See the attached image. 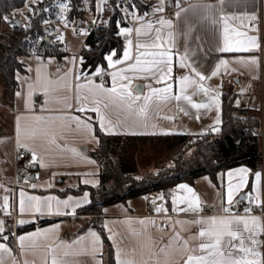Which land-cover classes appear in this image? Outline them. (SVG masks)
<instances>
[{"label": "crops", "instance_id": "obj_1", "mask_svg": "<svg viewBox=\"0 0 264 264\" xmlns=\"http://www.w3.org/2000/svg\"><path fill=\"white\" fill-rule=\"evenodd\" d=\"M177 3H179V8ZM203 5L214 6L209 19H204L205 9L198 7ZM148 7V10L143 12L134 9V14H131L130 17L126 16L125 19L123 27L133 29L130 37L133 42L130 62H135V43L137 42L135 28L143 27L149 21L153 22L154 28H160L161 26L156 21L162 17L172 22L171 29L164 28L162 29L163 33L167 34L168 31H172L175 34V45L171 47L172 73L169 79L159 82V74L155 71L127 73L131 78L129 91L132 93L135 110L138 112L139 108L145 104V97H148V107L144 116L129 115L123 109L115 107L108 110V118L113 124L118 120L121 121L111 133L101 130L96 113L91 111L95 105L91 98L87 101L84 99L87 95L86 89H81L80 100L77 101V84L83 85L88 80L97 84L101 83L100 79L80 74L78 58L85 41L73 55L64 51L66 54L61 57H44L32 54L21 59L23 71L15 74L17 88L10 101L12 105L11 123L8 131L0 133V221H3L4 228V231L0 233V244H4L10 251V254L0 253L4 256V264H12L13 260L16 261V264H25V262L27 264H51L53 258L63 260L64 264H107V246L101 235L91 228L92 216L80 212V209L88 203L75 208V202L83 200L85 193L88 194L87 199L90 202L87 188H96L99 184L98 163L89 156V152L98 143L94 133V123L108 135L172 134L173 112L178 102L175 100L176 79L184 75H191L190 69L181 68L177 59L178 56L184 55L186 47L189 50V60L194 62V66L206 77L205 82L219 85V88L225 86L230 91L246 89L257 94L258 101L260 100L258 74L260 64L264 62V0H223V4H221V0H170V3H165L163 6V12L154 11L151 5ZM182 9H187V11H181ZM146 12L148 15H145ZM177 12H180L179 17L176 15ZM252 14H255L256 17L254 21L249 19ZM213 19L216 21L215 23H213ZM225 23L228 26V35L231 41L243 39L244 37L236 35V33L242 32L246 36H255L258 47L248 51L220 52L218 49L223 46ZM189 26L192 31L186 43L182 34L188 32ZM253 26L255 30H253ZM155 35L156 33L153 31L150 37L142 35L139 40L141 43H151L155 39ZM120 37L122 38L121 51L118 55L113 56V60L121 59L123 56L126 37L124 35H120ZM141 51L145 50L141 49ZM148 51H155V49H148ZM73 58L75 59L73 60ZM251 58H255L256 63H249ZM220 60L227 61V65H222L217 70L216 65ZM128 63L109 67L105 60V68L102 70L108 73L120 71L126 68ZM38 68L40 69L41 85L47 86V95L43 87L38 88L29 98L26 107L27 81L37 80ZM213 71H216L217 74L212 75ZM17 74H19L20 80H17ZM77 75H79V80L76 78ZM108 76V84H104V86L111 88L113 86L112 79L110 75ZM58 77L59 82H57ZM128 83V80H118L116 86L119 90ZM136 84L142 86L140 93L133 90ZM167 84L172 85L171 92L168 94L170 98L165 99L163 92H152V89H163ZM189 89L192 90L193 87L190 85L187 90ZM17 91L21 92V97L15 95ZM36 95L42 97V102L35 100ZM136 97L139 99L136 100ZM81 107L85 108V111H79L78 109ZM101 108L103 111V105ZM38 117L41 119L38 120ZM58 117L69 119H55ZM17 118H19L21 129L20 147L17 145ZM77 120L81 122L79 127L76 123ZM84 123H87V129L82 126ZM261 131H263L262 123ZM42 132H46L47 135H41ZM6 141L9 142L8 145ZM24 145H27L28 149L34 150L46 166L41 167L38 161L31 162V154L12 172L13 152L24 149ZM240 168L248 170L244 174L245 183L243 185H240L241 175L236 172ZM22 169L29 171L28 181H24L28 183L19 186L17 181L23 180V178L18 175V172ZM9 170L11 171L10 176ZM229 172H232L231 177L228 175ZM179 184H187L195 193L199 200L196 212L187 210V201L181 202V199L178 198L179 191H183L177 187ZM179 184L174 186L178 188L175 195L177 198L175 211L173 210L174 195L172 191L168 200L160 191H155L99 207L96 217L112 248L114 264L117 261V251L121 252L122 259L133 260L136 264H153V260L150 259L151 253H156L157 257L163 261L165 257L160 253V249H167L170 242L173 251L170 252L168 259L179 261L182 264L183 259H186V254L182 250L175 251V249L179 248L185 240L188 241L189 248H197L202 239L197 235L201 225L184 222L209 221L211 218L219 220L233 216L258 219L259 233L256 239L262 259L264 218L255 214L256 210L264 211V161L262 157L261 167L257 170L239 165L218 171L214 176L200 175L194 178L191 183ZM237 185L240 186L236 187ZM229 186L234 189L231 204L228 202ZM253 186H255V190H253ZM80 187L84 188L80 189ZM21 191L24 192L25 199L29 196L41 198L40 212H36L34 206L30 207L26 203L24 211L21 213ZM184 193L186 194V192ZM5 197L8 198L6 210L4 208ZM48 197L54 198L50 201L51 213L48 210ZM64 201H69L68 206H65ZM147 205L149 209L146 208ZM236 205L241 207L244 215L231 214L232 208ZM204 206L207 207V215H204L202 211ZM157 207L161 208L160 212L155 211ZM224 208H228L229 212L225 213ZM68 209L76 211L82 216L77 219L63 217L64 211ZM180 209L185 210L181 211ZM245 209H250V211H245ZM148 213L170 214L171 216L166 218L164 228H151L146 216ZM12 214L18 216L15 238H12L11 229L6 227V223L11 221L9 216ZM20 221H24V223L21 224ZM139 221H146V223L140 224ZM203 227L209 228L211 225L205 224ZM240 227L247 243L249 233L243 232V225ZM37 230L40 235L24 240L22 250L19 237H28L29 234L36 233ZM90 232H95L99 237V243L95 245V253L92 251L93 238L90 236ZM81 237L85 239L82 240ZM193 237L195 238L193 239ZM203 239L207 240V238ZM194 254L200 253L197 250Z\"/></svg>", "mask_w": 264, "mask_h": 264}, {"label": "trees", "instance_id": "obj_2", "mask_svg": "<svg viewBox=\"0 0 264 264\" xmlns=\"http://www.w3.org/2000/svg\"><path fill=\"white\" fill-rule=\"evenodd\" d=\"M25 0H0V20L21 8ZM32 7L30 22L26 26H14L0 35V77L4 87V98L11 101L17 88L16 72L23 71L18 57L32 54L64 56L61 49L55 51L46 43L42 22L54 20L58 5L66 3L69 7V21L82 20L84 11L94 13L95 0H37ZM56 5V6H55ZM100 12L96 28L85 39L79 52L78 67L80 74L93 75L96 68H105V55L115 50L118 55L122 47V38L118 34L125 25V12L148 10V5L139 0H106ZM15 15V14H14ZM13 23V22H12ZM27 25V26H28ZM36 39H40L36 43ZM81 57L83 62L81 63ZM233 98L224 94L222 98V123L217 134H204L192 138L187 134L167 135H108L94 123L97 146L89 152L99 166V184L88 187L90 202L80 212L91 215L90 226L102 237L107 248V264H114L113 252L103 227L96 215L99 207L136 198L144 194L160 191L168 200L170 190L179 183H191L200 175L214 176L218 171L244 165L252 170L261 167L260 129L261 122L255 109L240 108L233 104ZM158 143L161 150L173 152L192 148L194 153L189 162H178L176 167L157 173H150L140 180L136 179L139 153L143 146ZM84 187H80L82 189Z\"/></svg>", "mask_w": 264, "mask_h": 264}, {"label": "snow or ice", "instance_id": "obj_3", "mask_svg": "<svg viewBox=\"0 0 264 264\" xmlns=\"http://www.w3.org/2000/svg\"><path fill=\"white\" fill-rule=\"evenodd\" d=\"M33 3H36L37 0H32ZM106 0H99L97 10L98 12L103 11V3H105ZM221 4H223V0H221ZM25 7H28L27 4H25ZM66 4H61L60 9L63 13L67 9ZM177 7L179 8V3H177ZM205 9V16L204 19H209L210 13L213 5H203L198 6ZM29 11H32L31 8H29ZM154 11L163 12V0H160V6L156 7ZM181 11H187V9H182ZM134 14L125 12V15ZM145 15H148L146 12ZM177 17L180 16V12L176 13ZM250 20L254 21L256 19L255 14H252L249 17ZM5 22H8V18L4 17ZM61 20H63V17H61ZM216 21L213 19V23ZM44 23H48V21H44ZM95 23V21H93ZM161 27L160 28H154L153 22L149 21L146 25L143 27H136L135 33L137 36V42L135 43V49H136V55H135V62L131 63L132 60V46L133 42L131 40V33L133 31L132 28L128 27H121L119 28V34L124 35L126 37V44L123 51V56L121 59L113 60V56L116 54L115 50L112 51L111 54L105 55V60L108 62L109 67H113L114 65L123 64L125 62H129L128 66L126 68L121 69L120 71H114L108 73V75L111 76L112 84L113 86L111 88H106L104 86L103 81L101 83L97 84L94 83L91 80H88L85 84H77V101L79 102L80 96L79 93L81 89L87 90V95H85L84 99L87 101L89 98H91L92 103L95 105L91 108V111L96 113L97 119L100 124V128L102 131L106 133H111L114 131L115 127L119 126L121 121H117L115 124L108 118V110L115 108L123 109L125 112H127L129 115H135V116H144L146 110H147V100L148 97H145V104L139 108V111L137 112L135 110L134 106V100L132 98V93L129 91V87L131 86V78L127 75V73H141V72H158V82L167 80L170 78L172 73V52L171 47L175 45V34L172 31H168L167 34H164L162 29L168 28L171 29L172 22L170 20H166L164 18H160L158 21H156ZM14 24V22H13ZM15 26V25H14ZM30 27V25L26 26ZM253 30H255L253 26ZM155 32V39L152 40L151 43L149 42H143L141 43L139 38L143 35L145 37H150L152 32ZM192 29L191 26H189L188 32L183 33L185 37V42L187 43V38L190 35ZM228 26L225 23L224 27V42L223 46L220 47L218 50L220 52H231V51H248L251 48H257V38L255 36H246L245 33L239 32L236 33V35L244 37L243 39L231 41L228 35ZM82 35H86V32H81ZM58 40H63L62 36H57ZM141 49H144L145 51H141ZM148 49H155V51H148ZM188 48L186 47L184 55L178 56V63L181 68L190 69L191 75H184L180 78L176 79V85H177V91L175 92V99L177 101L183 99L185 101H188L193 108L199 109L202 107H206V105L203 104H192L191 98L186 94V90L191 85L194 89L197 91L203 90L205 93H207L209 90L205 87H203L202 82L206 79V77L202 74L201 71H199L195 66L194 62L189 60L188 56ZM143 58V59H142ZM75 58H73L74 60ZM83 62V58L81 57V63ZM249 63H256L255 58H251L249 60ZM222 65L226 66L227 61L220 60L219 63L216 65V69L218 70ZM30 70V69H29ZM71 71V70H69ZM103 70L99 66L96 68L95 74H102ZM216 71H213L212 75H216ZM40 69H37V80L36 81H27L28 85V93L25 96V106H28V100L31 97V95L40 87H43L45 94L47 95V86L41 85L40 82ZM77 80H79V75H77ZM198 78V79H197ZM17 80H20L19 74H17ZM118 80H128V85L122 86L119 90L117 88V81ZM57 82H59V77ZM67 86V85H63ZM172 85L167 84L163 89H152V92L154 93H160L163 92L165 94V99L170 98L168 95L171 92ZM17 97H21V92L17 91L15 93ZM136 100L139 99V97L135 98ZM213 103L216 105L217 109V117L215 120V123H220V116H219V104L217 103L218 97L214 96ZM101 105H103V111L101 108ZM68 107H71V105H68ZM79 111L83 112L85 111V108L81 107L78 109ZM38 120L41 118H37ZM53 119V118H49ZM55 119H69L65 117H58ZM75 119V118H71ZM78 127L81 126V122L79 120L76 121ZM85 129L88 128L87 123H84L82 125ZM219 129L213 128V131H218ZM17 145L20 147V124H19V118H17ZM163 134H169V133H163ZM41 135H47L46 132H42ZM51 142V141H50ZM26 149H28L27 145H24ZM32 151V157L31 162H39L41 167H45V163L42 159H39L36 152L34 150L28 149ZM248 170L246 168H240L237 169L236 172L241 175L240 179V185H243L245 183L244 181V174ZM230 177L232 176V172H229L228 174ZM259 174L257 173V176ZM240 185H237L236 187H239ZM35 187V185H33ZM179 189H182L184 192L188 193L189 195L184 198H180L181 202L187 201L188 209L190 211L196 212L199 206V200L196 197L193 190L187 185V184H179L177 186ZM253 190H255V186H253ZM234 189L232 186H229L228 190V202L231 204L232 201V193ZM88 194L85 193V196L83 200H78L75 202V208L82 207L83 205H86L89 203L87 199ZM20 211L23 213L25 205L27 203L28 206L35 208L36 212L41 211V198L35 197V196H29L25 199V194L23 191L20 192ZM162 198V197H161ZM54 199L53 197H48V210L49 213H51V203L50 201ZM71 199V198H70ZM5 204L4 208L5 210L8 207L7 200L8 198L5 197ZM177 202V198L173 197V210L175 211V205ZM65 206H68L69 201L63 202ZM181 211H184L185 209H180ZM156 212H160L161 208L157 207L155 209ZM166 211V210H165ZM223 211L225 213L229 212L228 208H224ZM245 211H250V209H245ZM7 214V211H6ZM59 214V213H58ZM19 223H24V221H20ZM140 224H145L146 221H139ZM184 223H193V224H199L201 225V229L198 232V237L202 238L201 242L198 244L197 248H189V243L187 240L183 241L179 248L175 249V251H183L186 254V259H183L182 264H264V259L260 258V252L258 251V241L256 239V236L259 233V221L257 218L253 217L251 219H245L244 217H236L233 216L231 218L227 219H219L211 218L209 221L205 220H194L190 222H184ZM210 224L211 227L204 228L203 225ZM241 225H243V232H248L249 236L247 237V243L246 238L244 237L242 231H241ZM4 231L3 228V221H0V233ZM40 235L39 230H37L36 233L29 234L28 237L21 236L19 237V240L21 242V249L23 250V241L28 239L31 236H38ZM90 236L92 239L93 248L92 251L95 253L96 248L95 245L99 243V237L95 232H90ZM111 239V237H109ZM195 237H193L194 239ZM203 238H207V240H204ZM4 239H7V237H4ZM80 239H85L84 237H81ZM176 239H179V237H176ZM238 241V243H235ZM200 254H194L196 251ZM49 251H52L49 249ZM173 251L171 242L168 245V248H161L160 253L164 255L165 259L161 261L156 253L150 254V259L153 260V264H180L179 261H171L168 259L170 252ZM0 253L10 254L9 249L4 245L0 244ZM67 255V253H65ZM117 261L116 264H136L135 261L129 260V259H122L121 258V252L117 251ZM0 264H4V256L0 255ZM12 264H16V261L13 260ZM27 264V262H25ZM51 264H64L63 260H59L56 258H53Z\"/></svg>", "mask_w": 264, "mask_h": 264}, {"label": "rangeland", "instance_id": "obj_4", "mask_svg": "<svg viewBox=\"0 0 264 264\" xmlns=\"http://www.w3.org/2000/svg\"><path fill=\"white\" fill-rule=\"evenodd\" d=\"M41 1V0H40ZM99 3V0H97ZM140 2L151 5L154 9L160 6V0H139ZM165 3L168 4L167 0H163V6ZM25 4L28 7H25ZM37 4L33 3L32 0H25L24 5L13 11V13L7 16L8 22H5L4 19L0 20V35L11 30L12 22L15 20L19 21L18 26H27L30 22L31 11L29 8ZM66 4V3H64ZM67 5V4H66ZM56 6V5H55ZM68 6V5H67ZM103 6V5H102ZM58 9L56 11V16L54 20L48 21V23L42 22L43 26V34L46 43H49L52 48L49 47L50 50L55 49L60 50L63 49L66 53L73 55L77 53V50L82 42L88 36L86 31V27L88 24V19L93 16V12L86 9L84 11V16L82 20L78 21H69L67 19V11L69 7L62 13L60 9V4L57 6ZM134 11L130 10L129 13ZM15 14V15H14ZM128 17L130 15H126ZM63 17V20H61ZM86 32V35H82L81 32ZM57 36H62L63 40H58ZM40 39H36V43H39ZM26 56L18 57L19 62L21 59ZM203 87L207 88L209 91L205 93L203 90L197 91L196 89L186 90V94L191 98L192 104H203L206 107H202L199 109L193 108L188 101L183 99L179 100L175 106V110L173 112V128L172 132L177 134H187L192 138H198L203 136L204 134L212 133L217 134L220 131L221 123H222V98L224 94H229L233 98V104L235 106H249L252 109H255L259 115L260 122L262 123V129L264 132V107L261 109L259 106V101L257 94L252 93L251 91H247L246 89L234 90L230 91L227 87L219 88V85L210 84L205 81L202 82ZM3 82L0 77V133H3L5 130H9V126L12 118V105L9 99L4 98V87ZM236 94V95H235ZM217 96V103L219 104V116L220 123H215L217 117V109L216 105L213 103V97ZM176 100V99H175ZM177 101V100H176ZM213 128L219 129L218 131H213ZM261 133V129H260ZM264 134V133H263ZM160 135V134H155ZM167 135V134H162ZM261 135V134H260ZM8 145V141H6ZM98 144V143H97ZM260 149H261V157L264 161V139L263 136H260L259 140ZM194 150L192 148L185 149L181 151L180 149L175 151H165L161 150L158 143H150L142 147L141 153H139L140 158L138 159L137 180H140L144 176L150 173H157L169 168H175L178 162H189L192 159V155ZM193 160V159H192ZM12 172L15 171V167L12 162ZM11 171L9 170V176ZM18 175H21L23 180H18V185L23 186L28 182L29 171L21 170L18 172ZM6 176L8 174L6 172ZM205 177V176H204ZM176 187L170 190L175 197L176 195ZM169 193V195H170ZM188 193H184V191H179L178 198L187 197ZM150 200V199H149Z\"/></svg>", "mask_w": 264, "mask_h": 264}, {"label": "built area", "instance_id": "obj_5", "mask_svg": "<svg viewBox=\"0 0 264 264\" xmlns=\"http://www.w3.org/2000/svg\"><path fill=\"white\" fill-rule=\"evenodd\" d=\"M98 7V1L95 0V11L93 13V16L90 17L87 21V27H86V31L88 33V35L90 33L93 32V30L96 28V26L99 23L100 20V12H98L97 10ZM93 21H95V23H93ZM89 78H93V79H100L101 81H103V83L105 85L108 84V80H109V76H108V72L107 71H103L102 74H93L88 76ZM258 81H259V90H260V100H259V106L262 109L264 107V62H261L260 64V69H259V74H258ZM35 100L37 102H42V97H40L39 95L35 96ZM260 136H263L264 139V134L263 131H261ZM32 154V152L28 149H19L17 151L13 152L12 155V162L14 167L16 168L17 166H19L21 163H23V161H25L28 157H30ZM147 209H149V206H146ZM232 215H244L245 213L242 212V209L240 206L236 205L232 208ZM202 211L204 213V215H207V207H203ZM255 214L261 216L262 218H264V211H255ZM63 217H69L71 219H77L80 218L82 215L76 211L73 210H66L64 211ZM146 216L148 217L149 220V225L151 228H156V227H161L164 228L166 223L165 220L166 218L170 217V214H154V213H148L146 214ZM17 215L12 214L9 216V218L11 219L10 222L6 223V227L11 229V235L12 238H15L16 235V219H17ZM262 242H263V247H264V234H263V238H262ZM262 259H264V248H263V255H262Z\"/></svg>", "mask_w": 264, "mask_h": 264}, {"label": "water", "instance_id": "obj_6", "mask_svg": "<svg viewBox=\"0 0 264 264\" xmlns=\"http://www.w3.org/2000/svg\"><path fill=\"white\" fill-rule=\"evenodd\" d=\"M168 1V3H170V0H167ZM15 26H18L19 25V21H17V20H15ZM135 92H138V93H140L141 91H142V86L140 85V84H136L135 86H134V89H133ZM31 178H33V176H31Z\"/></svg>", "mask_w": 264, "mask_h": 264}]
</instances>
